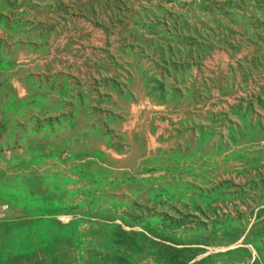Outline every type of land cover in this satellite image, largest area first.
Masks as SVG:
<instances>
[{
    "label": "rangeland",
    "instance_id": "rangeland-1",
    "mask_svg": "<svg viewBox=\"0 0 264 264\" xmlns=\"http://www.w3.org/2000/svg\"><path fill=\"white\" fill-rule=\"evenodd\" d=\"M0 264H264V0H0Z\"/></svg>",
    "mask_w": 264,
    "mask_h": 264
}]
</instances>
